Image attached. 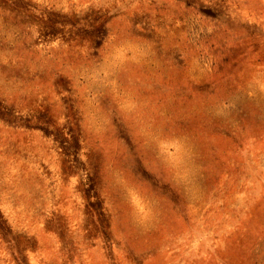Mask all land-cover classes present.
<instances>
[{"label":"rangeland","instance_id":"374dc122","mask_svg":"<svg viewBox=\"0 0 264 264\" xmlns=\"http://www.w3.org/2000/svg\"><path fill=\"white\" fill-rule=\"evenodd\" d=\"M0 264H264V0H0Z\"/></svg>","mask_w":264,"mask_h":264}]
</instances>
